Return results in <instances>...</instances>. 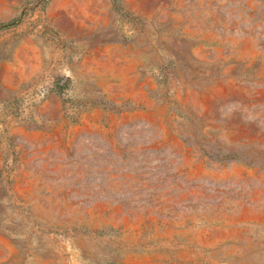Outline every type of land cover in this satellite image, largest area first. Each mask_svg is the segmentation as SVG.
I'll return each instance as SVG.
<instances>
[{
  "label": "rangeland",
  "instance_id": "rangeland-1",
  "mask_svg": "<svg viewBox=\"0 0 264 264\" xmlns=\"http://www.w3.org/2000/svg\"><path fill=\"white\" fill-rule=\"evenodd\" d=\"M0 264H264V0H0Z\"/></svg>",
  "mask_w": 264,
  "mask_h": 264
}]
</instances>
